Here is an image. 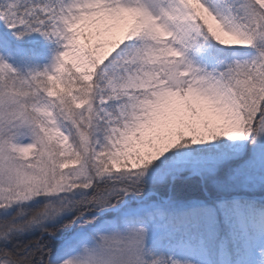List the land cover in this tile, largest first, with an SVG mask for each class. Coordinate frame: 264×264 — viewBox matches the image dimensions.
<instances>
[{
	"label": "snow or ice",
	"instance_id": "1",
	"mask_svg": "<svg viewBox=\"0 0 264 264\" xmlns=\"http://www.w3.org/2000/svg\"><path fill=\"white\" fill-rule=\"evenodd\" d=\"M0 21L62 48L27 77L0 60V264L264 245V0H4ZM149 229L184 259L146 260Z\"/></svg>",
	"mask_w": 264,
	"mask_h": 264
},
{
	"label": "rangeland",
	"instance_id": "2",
	"mask_svg": "<svg viewBox=\"0 0 264 264\" xmlns=\"http://www.w3.org/2000/svg\"><path fill=\"white\" fill-rule=\"evenodd\" d=\"M12 30L13 29H10L3 21H0V60L8 63L15 69L16 63L21 61V52H17L19 55L12 53L7 45L5 37L3 36L4 34L9 36ZM50 39L55 42V45L58 47L60 52L62 50L61 45L55 38ZM233 53L236 54L234 55ZM255 55L256 49L254 47L235 49L226 63H231L234 60H250ZM192 59L198 66L211 70V67L206 64L203 57H192ZM252 139L253 138L250 137L249 141L251 142ZM255 139H264V136H257ZM139 200L140 198H138L135 194H132L126 198L125 206L135 208ZM122 231H126V229L122 228ZM153 247L160 248L164 251L166 261L169 256L184 259L180 249L176 247L173 242L164 238L161 233L149 229L144 241V257L147 251ZM77 251H79V249ZM211 255L212 264H264V245L257 244L255 246H249L243 243H233L230 245L221 244L212 251Z\"/></svg>",
	"mask_w": 264,
	"mask_h": 264
},
{
	"label": "trees",
	"instance_id": "3",
	"mask_svg": "<svg viewBox=\"0 0 264 264\" xmlns=\"http://www.w3.org/2000/svg\"><path fill=\"white\" fill-rule=\"evenodd\" d=\"M3 2L4 0H0V3ZM16 32L17 30L13 29L9 36L6 34L3 36L12 53L19 55L17 52H21V61L16 63L15 67L18 75L27 77L31 72H43L45 69H52L54 67L59 50L52 39L45 37L39 32H31L23 36H18ZM212 43L215 44L214 41ZM233 51H229L222 57L225 62L231 57ZM60 235L63 236L64 233L61 232ZM28 238L27 236L20 237L21 240ZM60 243L61 241L54 242L52 246L53 256L58 251ZM157 257L163 258L167 262L166 255L160 248L153 247L145 255V259L149 262Z\"/></svg>",
	"mask_w": 264,
	"mask_h": 264
}]
</instances>
